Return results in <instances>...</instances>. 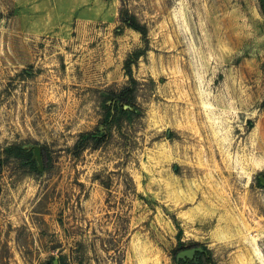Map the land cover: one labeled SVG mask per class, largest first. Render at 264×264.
Segmentation results:
<instances>
[{
  "label": "rangeland",
  "instance_id": "1",
  "mask_svg": "<svg viewBox=\"0 0 264 264\" xmlns=\"http://www.w3.org/2000/svg\"><path fill=\"white\" fill-rule=\"evenodd\" d=\"M260 4L0 0V264H264Z\"/></svg>",
  "mask_w": 264,
  "mask_h": 264
},
{
  "label": "trees",
  "instance_id": "2",
  "mask_svg": "<svg viewBox=\"0 0 264 264\" xmlns=\"http://www.w3.org/2000/svg\"><path fill=\"white\" fill-rule=\"evenodd\" d=\"M261 11L262 14L264 16V0H261ZM121 22L124 24V26L135 30L136 32L140 33L144 39L148 38V28L145 25H142L138 19L136 18V16L131 15L128 11H122L121 15ZM145 54V50H138L134 53V58L135 61L137 59H139L141 56H143ZM133 61H128L126 63V74L128 77H130L131 79V83L136 84V81L133 79V74H132V65H133ZM135 90L136 87H126L124 88L119 96L112 101H108L106 103V109H107V118H106V123H109L110 121H114L115 119H117V117L119 116H128L133 114V112H131V108H133V105L131 104V101L134 99L135 96ZM127 106V108H125ZM102 138L105 137L104 134H101ZM98 141H101L100 139H97ZM9 154H13V155H17V156H26L27 157V162H29V164L34 165V163L36 162L34 159V156L31 152L25 151L20 147H11L8 149ZM7 162L3 159L0 158V177L1 174L3 173V170L6 166ZM0 191H1V186H0Z\"/></svg>",
  "mask_w": 264,
  "mask_h": 264
},
{
  "label": "water",
  "instance_id": "3",
  "mask_svg": "<svg viewBox=\"0 0 264 264\" xmlns=\"http://www.w3.org/2000/svg\"><path fill=\"white\" fill-rule=\"evenodd\" d=\"M34 159L40 164L41 166L43 165V160H42V149L41 147H35L33 151ZM201 249H188L181 251L178 254V259L186 260V259H193L194 255L196 254L197 251H200ZM54 264H58V261L55 260Z\"/></svg>",
  "mask_w": 264,
  "mask_h": 264
},
{
  "label": "flooded vegetation",
  "instance_id": "4",
  "mask_svg": "<svg viewBox=\"0 0 264 264\" xmlns=\"http://www.w3.org/2000/svg\"><path fill=\"white\" fill-rule=\"evenodd\" d=\"M200 248L201 250L200 251H197L196 254L194 255L193 259L190 260V259H186V260H183L185 263H187L189 260L190 261H194V262H197V260L199 261L200 259H202L203 257H207L208 259V253H207V250L204 248V247H200V246H193L191 248H187L186 250L188 249H198ZM184 251V250H183Z\"/></svg>",
  "mask_w": 264,
  "mask_h": 264
}]
</instances>
